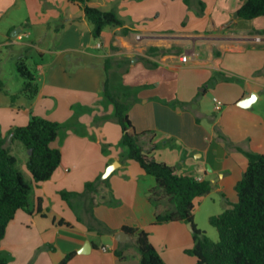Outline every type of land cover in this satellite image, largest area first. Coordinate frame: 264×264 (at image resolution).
I'll return each mask as SVG.
<instances>
[{
	"label": "crops",
	"instance_id": "crops-1",
	"mask_svg": "<svg viewBox=\"0 0 264 264\" xmlns=\"http://www.w3.org/2000/svg\"><path fill=\"white\" fill-rule=\"evenodd\" d=\"M244 1L92 0L123 22L94 38L78 4L0 0V136L37 116L60 125L52 147L61 152L51 178L35 183L26 149L7 140L31 185L29 210L15 213L0 240L8 264H60L67 255L66 264H140L129 229L145 230L166 264L196 263L187 253L194 245L187 223H155L157 210L169 205L155 178L123 159L122 130L103 87L108 78L111 91L132 89L128 117L144 151L209 181L228 208L238 200L245 152L264 155V17L238 18ZM7 58L14 70L20 59L30 61L33 99L11 101L24 80L15 71L14 85L6 81ZM214 97L223 103L218 112ZM98 179L106 182L85 192Z\"/></svg>",
	"mask_w": 264,
	"mask_h": 264
},
{
	"label": "trees",
	"instance_id": "trees-1",
	"mask_svg": "<svg viewBox=\"0 0 264 264\" xmlns=\"http://www.w3.org/2000/svg\"><path fill=\"white\" fill-rule=\"evenodd\" d=\"M67 1L81 6L86 19L93 26L94 38H99L106 27L123 25L114 9L95 7L91 5L92 0ZM188 2L184 0L186 5ZM235 15L243 20L264 17V0H245ZM111 63L110 60L105 61V72H108ZM16 70L24 83L19 93L10 96L11 101L14 102L20 95L33 99L38 92V85L32 71L23 60L16 63ZM103 90L105 98L114 106L113 118L122 130L120 145L125 151L123 159L138 162L148 175L153 176L169 205L164 210H157L155 223H192L194 245L187 253L196 257L195 264H264V155L245 152L248 164L235 187L237 202L209 218V223L218 233V240L213 241L193 223L194 201L209 194L211 183L179 174L175 168L149 157L143 149V134L135 131L128 117L132 89L111 91L107 78ZM59 132L58 123L31 116L25 126L12 128L5 137L0 136V240L5 236L15 213L29 210L31 194V185L24 179L16 157L6 146L7 140L22 143L28 153L27 170L33 182L41 183L51 178L61 162V152L52 147ZM105 182L98 179L87 183L85 192H95L97 186ZM61 196L68 199L70 193L61 192ZM159 202V199L153 200L157 208ZM128 231L135 237L140 264H166L149 242L145 230ZM70 257L67 255L60 264H66ZM8 262L9 258L0 252V264Z\"/></svg>",
	"mask_w": 264,
	"mask_h": 264
},
{
	"label": "rangeland",
	"instance_id": "rangeland-1",
	"mask_svg": "<svg viewBox=\"0 0 264 264\" xmlns=\"http://www.w3.org/2000/svg\"><path fill=\"white\" fill-rule=\"evenodd\" d=\"M20 60H23L26 63L27 67L31 70L32 65L30 61H27L24 58ZM2 65L4 67V71L6 72L4 73L7 76L6 81L9 83H13L12 85H14L15 81L12 79L13 76L12 74L17 70L16 69L14 70V66L11 59L4 60ZM19 145H22V143H20ZM22 147L24 148L23 145ZM17 156H18L19 164H21L23 160L22 153L21 152L17 153ZM232 202L233 203L231 204H234L237 201L234 200ZM226 208L227 207L225 206V201L217 193L210 192L207 196L198 197L194 201L193 223L196 224L197 227L201 231H203L208 238H210L213 241H217L218 240L217 230L213 226H211V224L209 223V218L211 216L222 213Z\"/></svg>",
	"mask_w": 264,
	"mask_h": 264
},
{
	"label": "water",
	"instance_id": "water-1",
	"mask_svg": "<svg viewBox=\"0 0 264 264\" xmlns=\"http://www.w3.org/2000/svg\"><path fill=\"white\" fill-rule=\"evenodd\" d=\"M240 105L243 106V107H247V106H248L246 102L243 103V104H240ZM114 169H115L114 164L108 166V167L106 168L105 172L103 173V179H106V178H107V177L113 172ZM187 225H188L189 229H190L191 231H193L192 223H187ZM122 233H123V232H122ZM123 234H125V233H123Z\"/></svg>",
	"mask_w": 264,
	"mask_h": 264
},
{
	"label": "built area",
	"instance_id": "built-area-1",
	"mask_svg": "<svg viewBox=\"0 0 264 264\" xmlns=\"http://www.w3.org/2000/svg\"><path fill=\"white\" fill-rule=\"evenodd\" d=\"M185 60H186V58L182 57V61H185ZM212 101H213L214 110L216 112L220 111L222 109V107H223V103L219 99H217L216 97H214L212 99Z\"/></svg>",
	"mask_w": 264,
	"mask_h": 264
}]
</instances>
